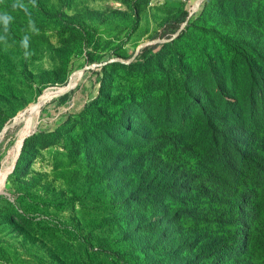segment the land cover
Returning a JSON list of instances; mask_svg holds the SVG:
<instances>
[{"label": "rangeland", "instance_id": "1", "mask_svg": "<svg viewBox=\"0 0 264 264\" xmlns=\"http://www.w3.org/2000/svg\"><path fill=\"white\" fill-rule=\"evenodd\" d=\"M205 1L51 0L70 18L58 22L47 11H34L35 24L48 34V44L39 48H26L8 38V33L2 34L0 22V264H163L169 260L159 251L158 257L145 251L149 235L139 233L126 217L130 205L119 201L118 213L109 215L105 207L73 197V190L81 194L99 184L110 189L118 200L127 190V183L117 175L123 164L119 161L96 176L93 171L100 165L98 158L88 162L80 159L76 146L79 140L72 138L83 132L85 117L81 113L98 97L103 82L112 96L122 90L119 101L148 99L146 104L154 106L153 101L157 102L162 92V75H144L132 63L146 60L150 54H144L147 45L164 41L153 35L167 18L186 6L193 22ZM4 9L0 0V15H4ZM215 11L208 23V29L214 26L210 28L213 33L242 26L251 39L264 37V0H218ZM197 39L198 34L191 33L165 50L164 69L158 72L166 74L174 85L185 72H192L205 87L218 84L221 74L211 79L205 71L215 55L201 47ZM222 61L231 63L236 81L248 79L237 70L239 62L228 56ZM75 74L79 78L73 83ZM69 82L74 87L54 97ZM47 91L53 95L41 98ZM144 109L134 110L143 117ZM25 126L31 127L26 136L35 130L27 137L34 138L25 154L28 164L17 171L23 143L18 139ZM101 133L102 129L94 127L87 145L98 140L96 136ZM133 139L129 149L135 152ZM117 140H121L119 149L126 146L122 142L125 137ZM99 145L93 148L104 156L105 146ZM189 159L194 165L192 156L181 160ZM242 261L264 264V249Z\"/></svg>", "mask_w": 264, "mask_h": 264}, {"label": "trees", "instance_id": "2", "mask_svg": "<svg viewBox=\"0 0 264 264\" xmlns=\"http://www.w3.org/2000/svg\"><path fill=\"white\" fill-rule=\"evenodd\" d=\"M217 1L206 0L193 22L186 6L167 18L153 35L164 41L147 45L146 60L132 63L144 75H162V92L154 106L146 104L148 99L119 101L122 90L112 96L103 82L98 97L81 113L83 132L72 138L79 140L80 159L98 158L96 176L119 161L123 164L117 175L127 183L118 200L99 184L81 194L73 190V197L93 201L109 215L118 213L119 201L130 205L126 217L139 233L149 235L145 251L168 256L163 264H245L243 259L264 249V37L251 39L242 26L213 33L214 26L208 29V23L216 15ZM2 3L4 15L10 17L7 25L0 21L2 34L22 45L27 37L28 48L48 44L46 30L35 24L34 11H47L58 22L70 18L51 0L34 5L28 0ZM174 33L178 34L173 37ZM191 33L198 34L200 46L215 55L205 70L211 79L221 74L212 88L192 72L183 73L176 85L158 72L164 69L165 50ZM223 56L239 62L237 70L248 79L236 81L234 68L222 61ZM144 106L143 117H138L134 109ZM94 127L102 133L87 145ZM119 136L126 138L120 149ZM32 138L25 140L17 171L29 162L25 154ZM132 138L135 152L129 149ZM100 143L97 147L105 146L104 156L93 148ZM183 156L194 157L195 164L182 161Z\"/></svg>", "mask_w": 264, "mask_h": 264}, {"label": "bare ground", "instance_id": "3", "mask_svg": "<svg viewBox=\"0 0 264 264\" xmlns=\"http://www.w3.org/2000/svg\"><path fill=\"white\" fill-rule=\"evenodd\" d=\"M78 78H79V74H75V76L73 77V83H75L77 80H78ZM53 95V92L52 91H47V92H45V94L41 97V98H44V97H50V96H52ZM39 105V104H38ZM39 113V112H38ZM36 114V113H35ZM28 121H29V119H28ZM26 128H24L23 130H22V133H21V135H20V137H19V139H18V141L19 142H21L24 138H25V136H26V132L27 131H29L28 129H31V127H28V126H25ZM35 131V130H34ZM14 155V154H13ZM12 164V163H11ZM10 166V165H9ZM8 167V166H7ZM6 168V167H5ZM4 169V168H3ZM8 169V168H7ZM4 174V173H3ZM4 177V176H3ZM2 178V177H1ZM2 186V185H1ZM0 190H1V188H0Z\"/></svg>", "mask_w": 264, "mask_h": 264}, {"label": "water", "instance_id": "4", "mask_svg": "<svg viewBox=\"0 0 264 264\" xmlns=\"http://www.w3.org/2000/svg\"><path fill=\"white\" fill-rule=\"evenodd\" d=\"M69 85H70V82H69L67 85L62 86L63 90L60 91V92H57V94H55L54 97L57 96V95H62V94H64L65 92H67L68 90H71V89L74 87V86L70 87ZM34 132H35V131L29 133V134L23 139V143H22V145H21V149H20V151H19V154H18V156H17V159H18L19 156H20V153H21V151H22V147H23V145H24L25 139H26L27 137L31 136ZM17 159H16V160H17ZM16 160H15V162H16Z\"/></svg>", "mask_w": 264, "mask_h": 264}, {"label": "clouds", "instance_id": "5", "mask_svg": "<svg viewBox=\"0 0 264 264\" xmlns=\"http://www.w3.org/2000/svg\"><path fill=\"white\" fill-rule=\"evenodd\" d=\"M9 20H10V17L8 15H0V21H2L5 25L8 24ZM23 44H24V47L27 48V46H28V38L27 37L24 38ZM26 55H27V53H26Z\"/></svg>", "mask_w": 264, "mask_h": 264}]
</instances>
